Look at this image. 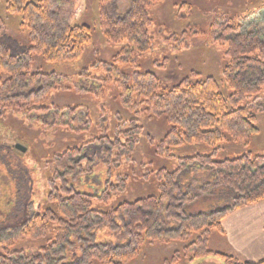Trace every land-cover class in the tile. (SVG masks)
<instances>
[{
	"label": "trees",
	"instance_id": "1",
	"mask_svg": "<svg viewBox=\"0 0 264 264\" xmlns=\"http://www.w3.org/2000/svg\"><path fill=\"white\" fill-rule=\"evenodd\" d=\"M78 1L5 0L7 14L20 20L26 39L21 41L9 35L0 18V114L11 109L28 120L35 119L40 126L51 125L48 119L52 117V124L61 129L71 127L70 121L63 120L66 108L45 105L52 93L62 89L63 76L32 69L36 58L43 65L81 59L92 42V31L86 25H73ZM110 1H99L100 33L106 44L123 46L104 67L109 79L116 78L123 103L134 100L145 115L167 127L156 147L157 156L191 145L207 146L212 153L180 159L173 172L160 171L157 195L118 204L101 213L93 208L94 196L69 186L70 181L93 174L94 158L83 154L82 148H68L45 163L49 187L42 203L31 212L29 170L18 160L14 144L0 143V167L24 201L19 217L10 227L0 229H17L14 235L0 238V264H39L44 258L47 261L69 238L94 226L112 225L118 217L125 219L126 243L121 247L86 246L76 264H128L142 248L155 243H179V264L209 257L217 258L221 264H264V260L240 262L208 248V234H223L221 222L227 214L264 200V156L247 152L236 158L216 160L220 145L239 143L247 148L252 137L260 132L257 122L264 112V33L245 29L239 21L218 26L214 41L224 49L221 74L230 91L228 97L212 77L184 79L168 87L152 72L133 71L128 75L117 67L132 65L136 53L151 50L149 11L160 0H131L128 11L120 18H113L104 10ZM73 111L69 109L67 114L72 116ZM73 131L79 133V129ZM125 143L132 147L135 140L132 137ZM121 146L114 140L105 147L106 153ZM191 166L208 169L214 177L213 186L231 197L230 205L210 213H186L194 197L181 193L177 179ZM167 222H174L176 229H166ZM22 241L37 246L24 254L15 248Z\"/></svg>",
	"mask_w": 264,
	"mask_h": 264
},
{
	"label": "rangeland",
	"instance_id": "2",
	"mask_svg": "<svg viewBox=\"0 0 264 264\" xmlns=\"http://www.w3.org/2000/svg\"><path fill=\"white\" fill-rule=\"evenodd\" d=\"M99 1L79 0L76 7L73 25H86L92 31V42L85 48L81 59L68 64L43 65L36 58L32 69L54 71L63 76L62 89L52 93L45 105L61 110L66 108L63 120L70 121L71 127L61 129L59 125L52 124V117L48 119L51 125L40 126L35 119L28 120L11 109L0 114V143L21 144L27 149L23 154L16 152L18 160L30 173L32 192L28 202L33 203L31 212L42 203L49 187L45 163L68 148H82L83 154L94 158L93 174L78 177L70 181L69 186L94 196L93 208L101 213L118 204L157 195L160 171L173 172L179 167L180 159L212 153V148L207 146L191 145L172 148L163 157L157 156L156 147L167 133V127L162 121L145 115L141 107L135 106L134 100L123 103L116 78L109 79L105 63L113 60L123 44L108 45L102 38ZM130 2L111 0L104 10L111 17L120 18L128 11ZM149 16L152 20L148 29L151 50L136 53L132 65L117 66L119 70L128 75L133 71L152 72L168 87L184 79L212 77L219 83L225 97L230 95V91L222 81L224 49L214 41L218 26L239 21L245 29L264 33V0H160L150 9ZM0 18L4 20L9 35L25 41L20 20L7 14L5 0H0ZM262 96L264 98V90ZM69 109L74 110L71 113L73 117L67 114ZM257 127L260 132L252 137L249 147L224 143L220 145L216 160L236 158L247 152L264 156V112L258 117ZM77 129L79 133L73 131ZM132 137L135 144L131 147L125 142ZM114 140L123 146L106 153L105 147ZM177 181L182 194L194 197L193 204L185 210L188 214L210 213L232 202L226 191L213 186L214 177L206 168L191 166ZM18 193L14 182L0 167V229L10 227L8 225L23 211V196ZM124 221V217H118L112 225L94 226L74 235L55 249L47 261L44 258L39 264H76L84 248L90 245L123 246L126 243ZM164 226L166 229L177 227L174 222H167ZM16 231V228L2 230L0 238L12 236ZM208 240L210 250L225 253L220 248L219 233H209ZM36 246L22 241L15 248L27 254ZM180 257L179 243H155L142 248L128 264H179L176 259ZM181 264L221 262L209 257Z\"/></svg>",
	"mask_w": 264,
	"mask_h": 264
},
{
	"label": "crops",
	"instance_id": "3",
	"mask_svg": "<svg viewBox=\"0 0 264 264\" xmlns=\"http://www.w3.org/2000/svg\"><path fill=\"white\" fill-rule=\"evenodd\" d=\"M221 224L222 251L240 262L264 260V200L230 212Z\"/></svg>",
	"mask_w": 264,
	"mask_h": 264
},
{
	"label": "water",
	"instance_id": "4",
	"mask_svg": "<svg viewBox=\"0 0 264 264\" xmlns=\"http://www.w3.org/2000/svg\"><path fill=\"white\" fill-rule=\"evenodd\" d=\"M14 149L16 150V151H18L19 153H25L26 152V148L24 147V146H22L21 144H15L14 145Z\"/></svg>",
	"mask_w": 264,
	"mask_h": 264
},
{
	"label": "flooded vegetation",
	"instance_id": "5",
	"mask_svg": "<svg viewBox=\"0 0 264 264\" xmlns=\"http://www.w3.org/2000/svg\"><path fill=\"white\" fill-rule=\"evenodd\" d=\"M13 148H14V145H13ZM15 150V149H14Z\"/></svg>",
	"mask_w": 264,
	"mask_h": 264
}]
</instances>
